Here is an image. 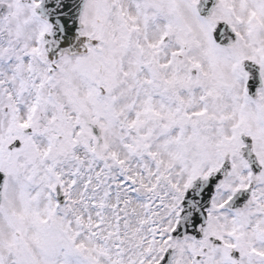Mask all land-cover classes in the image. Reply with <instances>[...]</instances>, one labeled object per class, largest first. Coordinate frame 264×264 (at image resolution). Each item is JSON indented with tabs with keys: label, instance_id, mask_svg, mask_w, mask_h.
<instances>
[{
	"label": "snow or ice",
	"instance_id": "obj_1",
	"mask_svg": "<svg viewBox=\"0 0 264 264\" xmlns=\"http://www.w3.org/2000/svg\"><path fill=\"white\" fill-rule=\"evenodd\" d=\"M0 264H264V0H0Z\"/></svg>",
	"mask_w": 264,
	"mask_h": 264
}]
</instances>
